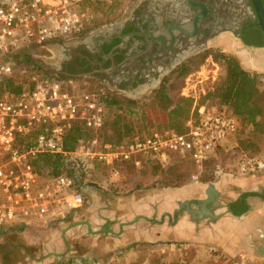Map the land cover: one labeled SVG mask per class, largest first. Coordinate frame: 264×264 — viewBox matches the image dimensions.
<instances>
[{
  "label": "built area",
  "instance_id": "built-area-1",
  "mask_svg": "<svg viewBox=\"0 0 264 264\" xmlns=\"http://www.w3.org/2000/svg\"><path fill=\"white\" fill-rule=\"evenodd\" d=\"M111 1L0 0V85L16 73L18 52L81 37L95 27L96 9ZM24 71L34 81V87L17 95H0V235L19 227L64 221L85 206L82 188L86 183H78L65 172L52 174L43 166L42 156L46 154L69 156L81 177L85 175V181L91 180L97 166L102 165L108 170L106 183L111 185L122 179L130 165L139 169L142 157L147 156L167 165L174 153L189 151L197 169L202 170L212 153L226 147L239 129L240 118L227 105L203 103L196 116L187 120L186 132L156 131L119 146L105 147L98 138L105 103L96 89L79 88L33 69ZM66 83L73 90L67 89ZM75 121H83L98 136L90 142L80 141L76 149L68 152L63 143ZM37 128L44 131L27 147L20 148L17 137ZM234 169L243 175H254L264 169V158L244 155L230 171ZM59 264L82 263L69 258Z\"/></svg>",
  "mask_w": 264,
  "mask_h": 264
},
{
  "label": "crops",
  "instance_id": "crops-1",
  "mask_svg": "<svg viewBox=\"0 0 264 264\" xmlns=\"http://www.w3.org/2000/svg\"><path fill=\"white\" fill-rule=\"evenodd\" d=\"M251 65H256L254 59ZM144 161L131 188L123 180L108 185L104 167L107 175L100 171V183L82 188L86 205L73 211L69 221L49 222L78 227L74 234L66 230L61 240L76 254L61 259L75 258L82 264H264V169L243 175L216 166L203 179L161 186L159 175L147 174L151 162ZM152 176L154 184L149 183ZM211 184L220 192L212 206L214 216L196 219L184 209L173 218L180 202L209 197ZM79 243L89 247L79 252ZM96 247L106 259L95 256Z\"/></svg>",
  "mask_w": 264,
  "mask_h": 264
},
{
  "label": "flooded vegetation",
  "instance_id": "flooded-vegetation-1",
  "mask_svg": "<svg viewBox=\"0 0 264 264\" xmlns=\"http://www.w3.org/2000/svg\"><path fill=\"white\" fill-rule=\"evenodd\" d=\"M192 1L141 0L126 20L102 31L95 28L73 42L56 41L66 48L58 58L59 78L90 73L107 89L137 100L165 88L170 76L180 75L208 52L211 41L224 50L242 52L247 55L244 62L251 65L254 59L257 68L264 70V52L254 56L246 50V46H264L252 0ZM17 241L10 238V247H0L1 264L25 258L16 250Z\"/></svg>",
  "mask_w": 264,
  "mask_h": 264
},
{
  "label": "rangeland",
  "instance_id": "rangeland-1",
  "mask_svg": "<svg viewBox=\"0 0 264 264\" xmlns=\"http://www.w3.org/2000/svg\"><path fill=\"white\" fill-rule=\"evenodd\" d=\"M140 1L141 0H112L107 5L99 6V8L97 9L98 19L93 29L97 28L102 31L107 29L115 21L128 19L131 16L133 8L138 5ZM93 29L90 30L89 33H91ZM73 40L70 41L73 42ZM210 45L211 46L205 55L198 57L192 64L187 67L188 73L185 72L187 74L186 76L184 75L185 73H183L182 75L170 76L166 80L165 87L170 88V86H172L174 88H178L184 80L180 92L188 93L190 94V96L195 97L196 99H200L201 97L205 96L206 93L213 89V86L215 85V82L219 77L222 78L226 74V69L220 61V55H230L235 57L244 69L251 72L252 74L258 75L259 84L262 90L264 91V71H261V69L257 68L256 65L253 66L248 64V62H244V57L246 58L247 55H242V52L237 54L235 50H224L221 46H218L217 43H214V41H211ZM65 49L63 46H59L58 44H55L50 48H41L37 45L26 48L23 50V52L26 53V55H30L37 62H39L42 68L46 70V72L40 70V68L34 70V68L32 67V62L28 61L26 57H24L23 59L22 55V57L20 58L21 62H19L16 73L20 77H27L28 72L24 71L25 68H27V71L33 69V71L38 74L48 73L52 75L48 71V69H46L42 65L40 59L42 57H51L56 59L57 57H60L62 55ZM22 59L24 61H22ZM65 80L68 83H73V85L78 86L79 88L89 87L91 89H96L97 91L103 90L108 91L110 93H115L120 99L127 98L121 92L116 93L107 89L106 87L102 86L101 83H98L91 77H68V79ZM68 83L65 84V86H67L66 88L69 90H73V86ZM154 93L155 92H148L146 93V95L138 97L136 101L139 102V105L134 107L136 111L140 110L139 115L134 117L139 123H142V121H147L146 117H151L152 124L150 126V129L159 128L161 126L159 125L160 123L168 122L169 120L168 116L158 115L157 111L151 112L149 109H147V107H145L148 105V103L154 96ZM216 101L217 100L207 99L204 101V103H213ZM139 106H143L144 109H140ZM147 110H149L150 112ZM113 112L114 111L112 110L109 111L110 118L113 117ZM262 121V123H264V117ZM253 129L254 128L251 127L244 128L243 131L238 135L237 139L234 138L232 140V146L220 148V151L217 150L218 152L214 151L211 155V158L205 162V167L202 170L197 169L196 165L193 162V159L190 156L189 151H180L174 153V157H181V161H176L175 164L168 165L165 167L160 166L159 169L150 168L148 169L147 174H149L150 172L152 174H154L155 172H160L161 175L157 176V182H159L161 186L182 185L191 181L192 176L194 174H198L199 177L203 179V175L211 174L212 169L216 166L220 167L221 170H230L232 167L238 166L241 157L244 155L264 158V124L263 127L258 130ZM98 138L100 141H103L100 136H98ZM239 147L245 149L246 152L242 154V150H240ZM129 170H132V168ZM138 175L139 172H129L128 176H124V179L122 178V180L125 181L126 184L129 186L130 184H134L135 186V183L139 181ZM153 181L154 177L152 176V181H149V183H153ZM129 188H131V186ZM77 228L78 227L70 226V228L68 227L67 229H65L61 225L53 226L51 223L40 225L33 224L26 227H19L15 230L16 232L14 233V230L11 229L13 231L10 230L9 233L5 234L3 232L0 235V247H10V245L12 244H9L8 239L16 238V240H18L14 244L17 247L16 250L20 251V257H25L24 259L21 258L20 261L16 264H59L60 261L69 259L68 257L61 259L62 255L64 256V254H76L73 253V251H70V253L68 251L69 249H66L65 245L62 244L61 240L62 235L65 233L66 230L69 231L70 229L71 233L74 234L75 232H78ZM66 235H68V233ZM24 247H26L25 251L23 250ZM76 247L80 252L81 249L89 246L79 243ZM83 251L85 250L83 249L82 252ZM103 253L104 251L102 249H98L96 247V257L104 256L102 258H105L107 254L105 255ZM71 259L74 262L78 261V259L75 258ZM105 262V264H107V261Z\"/></svg>",
  "mask_w": 264,
  "mask_h": 264
},
{
  "label": "trees",
  "instance_id": "trees-1",
  "mask_svg": "<svg viewBox=\"0 0 264 264\" xmlns=\"http://www.w3.org/2000/svg\"><path fill=\"white\" fill-rule=\"evenodd\" d=\"M22 55L23 59L26 57L28 61L32 62L34 70L40 68V70L46 72L39 62L30 55H26L23 51L17 53L18 63L21 62L20 58ZM220 57L222 59H220L221 64L226 69V74L222 78L219 77L213 89L200 99L192 96H183L181 94L180 89L183 86L184 80L178 88L170 86V88L165 87L159 91H155L154 96L145 107L151 112L157 111L158 115L169 117L168 122L160 123L159 125L161 126L156 129H150L152 124L151 117H146L147 121H142V123H139L134 118L139 115L140 111L134 109V107L139 105L138 101L129 98L120 99L115 93L99 90L100 100L104 101L105 106L103 110L104 124L98 135L102 138L104 146L107 147L109 144L119 146L130 142L136 137L143 138L152 135L156 131L174 130L176 132H186L188 130L186 127L187 120L196 116L198 106L203 104L207 99L217 100L216 102L210 103L213 105H227L240 118L239 129L235 139H237L238 135L246 127H251L256 130L262 128L264 124L262 123L264 117V91L259 84L258 75L252 74L244 69L240 62L233 56L220 55ZM23 59L22 61H24ZM187 69L186 67L183 73H188ZM186 73L184 74L185 76L187 75ZM33 87L34 81L29 76L20 77L15 73L0 85V95L5 93L17 95L24 89H32ZM139 107L140 109H144L143 106ZM110 110L114 111L113 117L111 118L109 117ZM43 131L44 129L37 128L29 134H20L17 137V145L20 148L27 147ZM95 136H97L95 131L87 128L83 121H75L67 130L63 148L65 151H72L78 147L80 141L90 142ZM240 150H242V154L246 152L242 147ZM42 158L43 166L49 168L52 174L57 175L60 172H65L80 184L86 183V185H93L96 184L94 180L100 182V178H102L98 175L100 171L103 172L102 174L104 176L107 175H105V168L102 165H98L91 180L85 181V175L81 177L76 164L69 156L46 154ZM145 159L151 162V166L153 165L152 168L159 169L160 166L173 165L176 161H181L182 158L179 156L175 158L172 155L170 163L164 165L157 159L147 156L142 158V166L139 169H126L122 178L124 179V176H128L129 172L137 173L143 170L147 163H145ZM155 173L156 175H161L160 172ZM15 230H12L13 233L16 232Z\"/></svg>",
  "mask_w": 264,
  "mask_h": 264
},
{
  "label": "water",
  "instance_id": "water-1",
  "mask_svg": "<svg viewBox=\"0 0 264 264\" xmlns=\"http://www.w3.org/2000/svg\"><path fill=\"white\" fill-rule=\"evenodd\" d=\"M252 2L254 4V9L257 15L256 24L261 28L262 33L264 35V3L262 0H252ZM193 3L194 2L192 1V4ZM246 50L248 51V53L254 54V52L256 51H263L264 46L263 47L246 46ZM58 58L59 57H57L56 59L51 57H42L40 59V62L46 69H48V71L52 75L59 77L62 74V71L61 69L57 68V66H59ZM74 77H90V73H77L74 75ZM207 193L209 195V197L207 198L193 199V200L180 202L178 208H176V210L173 213V218H177L179 213L182 212L184 209H186L189 213L193 214L196 219H202L205 216H214L212 206L217 202L220 192L215 187V185L211 184L207 189ZM192 204L199 205V208H192L191 206Z\"/></svg>",
  "mask_w": 264,
  "mask_h": 264
},
{
  "label": "bare ground",
  "instance_id": "bare-ground-1",
  "mask_svg": "<svg viewBox=\"0 0 264 264\" xmlns=\"http://www.w3.org/2000/svg\"><path fill=\"white\" fill-rule=\"evenodd\" d=\"M67 43V42H66ZM258 51L254 52V54H256ZM250 62V61H249ZM132 63V62H131ZM157 68V67H156Z\"/></svg>",
  "mask_w": 264,
  "mask_h": 264
}]
</instances>
